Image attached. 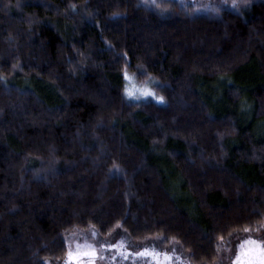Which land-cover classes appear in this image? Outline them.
<instances>
[{"label":"trees","instance_id":"16d2710c","mask_svg":"<svg viewBox=\"0 0 264 264\" xmlns=\"http://www.w3.org/2000/svg\"><path fill=\"white\" fill-rule=\"evenodd\" d=\"M232 3L0 0V264H60L77 231L219 264L261 229L264 0Z\"/></svg>","mask_w":264,"mask_h":264},{"label":"rangeland","instance_id":"374dc122","mask_svg":"<svg viewBox=\"0 0 264 264\" xmlns=\"http://www.w3.org/2000/svg\"><path fill=\"white\" fill-rule=\"evenodd\" d=\"M126 75L128 78L124 80V89L133 93L129 96L124 90L128 101L133 103L151 101L158 105L164 104V100L158 102L154 98L160 97L154 92L156 81L151 79L145 83H139L133 76ZM226 85L221 82L203 88V95L207 98L208 105L213 106L217 111L226 107L222 95ZM145 89L152 92L154 96L141 95V91ZM244 121H248L247 116H243L242 122ZM255 128L261 132L264 130V124ZM171 183L174 186V180ZM175 188L176 186L173 189ZM67 246L68 257L60 264H190L187 257L175 247L164 249L154 243L133 245L126 241L121 233L102 238L94 231H77L67 238ZM220 256L219 264H259L264 257V224L253 235L235 236L230 243L222 247Z\"/></svg>","mask_w":264,"mask_h":264},{"label":"snow or ice","instance_id":"6c2138e0","mask_svg":"<svg viewBox=\"0 0 264 264\" xmlns=\"http://www.w3.org/2000/svg\"><path fill=\"white\" fill-rule=\"evenodd\" d=\"M145 2H147V0H145ZM155 2V0H153V3ZM224 2L226 3V0H224ZM74 7V6H73ZM232 7H238V4L236 3V0H233V3H232ZM125 78L127 79V75L125 74ZM127 92V94L129 96H132L133 93L128 91L127 89L125 90ZM141 95H144V96H154V94L148 90H142L141 91ZM158 102H163L164 98L163 97H154ZM245 231H248V229H245ZM250 243H255V241H250ZM259 264H264V257L261 258V260L259 261Z\"/></svg>","mask_w":264,"mask_h":264}]
</instances>
